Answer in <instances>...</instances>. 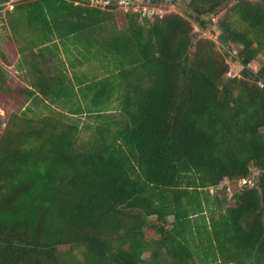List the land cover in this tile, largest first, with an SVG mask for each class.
Here are the masks:
<instances>
[{
    "label": "trees",
    "instance_id": "obj_1",
    "mask_svg": "<svg viewBox=\"0 0 264 264\" xmlns=\"http://www.w3.org/2000/svg\"><path fill=\"white\" fill-rule=\"evenodd\" d=\"M89 2L6 11L27 82L0 66L24 98L0 104V264H264V0L131 9L122 28Z\"/></svg>",
    "mask_w": 264,
    "mask_h": 264
},
{
    "label": "rangeland",
    "instance_id": "obj_2",
    "mask_svg": "<svg viewBox=\"0 0 264 264\" xmlns=\"http://www.w3.org/2000/svg\"><path fill=\"white\" fill-rule=\"evenodd\" d=\"M19 0H9L8 2H5V0H0V66H2L6 72L7 75V80H8V85L12 86L14 88H20L24 86L27 82V79L23 77V74L21 71L17 70V62L19 59V56L16 57V50L19 47L18 44H16L15 38L10 31L8 24L6 22V11L7 10H12L13 5L16 4ZM135 3L139 4L142 6L143 4L142 1L144 0H134ZM186 1L187 0H170L166 1L164 3H161L159 5H156L155 10V15H165L168 13H181L184 16L187 17V6H186ZM147 2V1H146ZM90 3V2H89ZM145 3V2H144ZM130 10L126 9H120L116 12V21L118 23V26L122 28L125 23V15L128 13ZM142 19H150L147 17H143L141 15ZM196 33L199 35L200 38H207V39H216L215 35L211 31H201L199 28L196 27ZM219 47L222 48V46L219 44ZM1 52H3L7 58L8 62L10 61L11 63L7 64L2 59ZM63 59L66 61L65 56H63ZM56 62L58 61L57 58L54 59ZM58 65V63H57ZM69 65H67L68 67ZM254 69L257 68V63H254L252 65ZM231 76H236L240 73L241 67L237 64L232 63L231 64ZM68 74L70 77L73 76V70H67ZM85 71V67L79 66L78 69H76V72L81 75ZM15 96H11L8 92L4 91L0 93V104L9 111H13L15 109H19V107L22 105L24 102V98H14ZM86 122H90L91 119L89 116H84L82 117ZM6 113L3 110L2 107H0V136L6 126ZM82 123V121H81ZM237 187V185H233L230 183H227L225 185H221L217 191L219 192V197L223 200L224 195L228 193H233L234 189ZM155 217L150 218V221H155ZM170 224L173 222V218H169ZM171 226V225H170Z\"/></svg>",
    "mask_w": 264,
    "mask_h": 264
},
{
    "label": "built area",
    "instance_id": "obj_3",
    "mask_svg": "<svg viewBox=\"0 0 264 264\" xmlns=\"http://www.w3.org/2000/svg\"><path fill=\"white\" fill-rule=\"evenodd\" d=\"M90 6H94L98 9L102 10H120V9H126V10H134L136 13H141L143 17H147L152 19L155 16V8H151L149 6L143 5L140 6L139 4L135 3L134 0H89ZM254 180L252 178L250 179H242L239 181V187H242L243 185H253ZM219 187H211L209 188L210 193L214 194Z\"/></svg>",
    "mask_w": 264,
    "mask_h": 264
}]
</instances>
